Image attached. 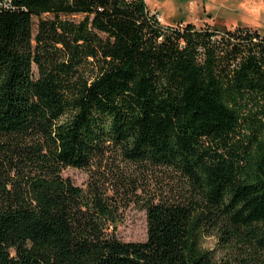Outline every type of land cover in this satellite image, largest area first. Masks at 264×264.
Here are the masks:
<instances>
[{"label": "trees", "instance_id": "obj_1", "mask_svg": "<svg viewBox=\"0 0 264 264\" xmlns=\"http://www.w3.org/2000/svg\"><path fill=\"white\" fill-rule=\"evenodd\" d=\"M150 172L180 184L142 202ZM140 203L147 239L120 240ZM0 264H264V35L146 0L0 8Z\"/></svg>", "mask_w": 264, "mask_h": 264}, {"label": "rangeland", "instance_id": "obj_2", "mask_svg": "<svg viewBox=\"0 0 264 264\" xmlns=\"http://www.w3.org/2000/svg\"><path fill=\"white\" fill-rule=\"evenodd\" d=\"M146 2L149 9L158 14L159 21L163 25L193 23L199 28L212 26L219 30L248 26L264 35V0H146ZM62 174L82 188H86L89 184L90 174L87 170L66 168ZM145 176L149 180V190L140 192L142 202L154 194L161 199L165 185L172 188L180 184V178L169 179L167 176H157L156 172L146 173ZM114 230L122 241H145L147 216L143 203L131 204L121 211ZM202 246L204 249L216 251L220 259L225 258L216 237L204 238Z\"/></svg>", "mask_w": 264, "mask_h": 264}, {"label": "built area", "instance_id": "obj_3", "mask_svg": "<svg viewBox=\"0 0 264 264\" xmlns=\"http://www.w3.org/2000/svg\"><path fill=\"white\" fill-rule=\"evenodd\" d=\"M14 6V0H0L1 9H10Z\"/></svg>", "mask_w": 264, "mask_h": 264}, {"label": "crops", "instance_id": "obj_4", "mask_svg": "<svg viewBox=\"0 0 264 264\" xmlns=\"http://www.w3.org/2000/svg\"><path fill=\"white\" fill-rule=\"evenodd\" d=\"M232 28H235V27H232ZM229 29H231V28H229Z\"/></svg>", "mask_w": 264, "mask_h": 264}]
</instances>
